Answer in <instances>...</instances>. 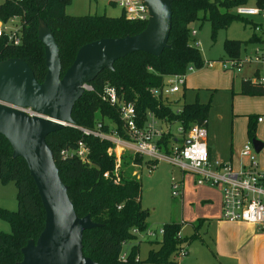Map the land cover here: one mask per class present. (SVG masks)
<instances>
[{"label":"trees","instance_id":"1","mask_svg":"<svg viewBox=\"0 0 264 264\" xmlns=\"http://www.w3.org/2000/svg\"><path fill=\"white\" fill-rule=\"evenodd\" d=\"M71 0H3L0 3V20L13 16L21 20V42L9 43L0 39V61L18 58L27 63L34 78L42 82L46 74L43 45L37 37V27L43 21L50 29L58 48L61 75L72 63L78 48L100 38H121L141 32L146 21L127 18L122 12L116 17L105 14L68 15L66 6ZM248 0H172L171 30L167 46L157 56L144 52L128 54L113 62L112 68H104L91 81L92 91L83 92L71 111V124L92 128L97 121L103 123V130L114 128L124 135L122 122L116 107L101 99L104 85L113 86L121 100L133 103L137 122L146 121V114L152 111L164 123H178L184 130L192 124H201L208 114L210 102H183L175 107V101L168 97L154 96L149 90L161 87L168 75L183 74L189 65L199 68L204 61L200 56L198 43L191 36L190 24L195 20H207L211 35L220 28H226L233 21L244 25L249 21L235 13V8L247 5ZM254 6L264 10V0H254ZM199 14L201 15L199 17ZM252 26V23H249ZM252 37L262 41L256 34ZM257 43V42H256ZM238 42L228 40L226 50L235 58ZM241 94L264 95V86L254 79L241 80ZM174 106V107H173ZM248 115L246 133L255 135L256 118ZM172 134L166 133L158 140L161 150H166L172 141ZM83 139L89 146L88 162L76 157H63L60 152L72 149L76 141ZM54 163L67 195L78 217L89 215L98 224L83 232V255L99 264H170L178 249L186 247L194 236L180 235L181 223L167 222L162 225L159 240L148 241L147 257L138 256L137 241L140 239L132 230L148 228V211L140 202V181L133 174L134 165L149 164L147 160L129 152H123L115 170V157L107 153L112 144L108 140L84 136L77 128L66 125L46 136ZM108 176L104 177L103 173ZM13 181L16 188V210L0 207V218L10 225L9 232H0V264H15L21 260V248L28 240H35L44 226V210L24 160L12 157L9 142L0 134V182ZM182 236V237H181ZM126 245L125 259L120 255ZM155 245V246H154Z\"/></svg>","mask_w":264,"mask_h":264},{"label":"rangeland","instance_id":"2","mask_svg":"<svg viewBox=\"0 0 264 264\" xmlns=\"http://www.w3.org/2000/svg\"><path fill=\"white\" fill-rule=\"evenodd\" d=\"M253 3L254 0H248L246 6H254ZM120 11L118 7L106 3L105 0H71L65 8V12L73 16L105 14L116 17L120 15ZM263 12L264 10L260 8L258 15L243 17L249 23H262ZM249 23L244 25L241 21H233L226 28L218 29L212 37L209 21H193L190 24V30L194 32L192 38L198 43L204 64L199 68L194 67L192 71L185 74V89L181 87V90L171 98L179 100V103L210 102L206 117V140L213 152L211 158L228 161L233 171H239L242 164L246 169L249 166L246 157L240 154L242 147L245 144L253 147L252 140L261 142L262 148L258 152L255 151V169L264 173V95L240 93L242 79L264 78V63L255 58L258 48L262 49L261 54L264 56V39L259 42L252 37L255 42L250 40L252 28ZM228 40L239 43L235 58H232L226 50ZM232 59H235L238 64L232 66ZM251 114L261 117V121L256 122L255 135L252 138L246 133L247 118ZM170 125L169 129L175 133V125ZM134 170L140 181L141 205L148 211V228L156 231L164 223L179 220L180 235H192L194 233L192 222L196 225L195 222L202 219L203 215H199V212L201 204L205 203L195 199V191L200 188V185L192 186L193 176L186 172L181 175L177 167L165 161L159 162L150 171L146 167L134 168ZM171 177L182 180V197L175 198L171 195ZM204 185L220 193L219 186ZM191 195L194 199H190ZM0 207L16 210V188L13 181L0 182ZM226 222L242 223L240 221ZM235 229L237 228L233 224L224 226L212 223L209 225L204 220L199 224L197 236L187 243L186 253L176 257L170 264H236L227 256H223L220 262L216 257V244L220 246V249L222 247L220 235L225 236V233ZM9 231L8 222L0 218V232ZM243 233L234 238L241 237ZM159 239V235L155 238L138 239V256L141 260L147 257L148 241ZM127 248L126 245L122 246V252L127 251Z\"/></svg>","mask_w":264,"mask_h":264},{"label":"water","instance_id":"3","mask_svg":"<svg viewBox=\"0 0 264 264\" xmlns=\"http://www.w3.org/2000/svg\"><path fill=\"white\" fill-rule=\"evenodd\" d=\"M143 2L149 17L141 32L81 45L62 75L57 45L43 21L37 27L46 66L42 82L25 61H0V134L9 142L12 157L24 160L45 216L42 230L21 248L22 258L15 264H99L82 252L83 232L98 224L89 215H76L45 139L71 124L72 108L83 94L82 83L93 81L101 70L111 69L114 61L128 54L157 56L167 46L172 0ZM12 106L30 107L38 115L29 116ZM252 146L258 152L263 145L252 140Z\"/></svg>","mask_w":264,"mask_h":264},{"label":"built area","instance_id":"4","mask_svg":"<svg viewBox=\"0 0 264 264\" xmlns=\"http://www.w3.org/2000/svg\"><path fill=\"white\" fill-rule=\"evenodd\" d=\"M3 0H0V3ZM20 1V0H14ZM106 3L118 7L121 12L129 19L146 21L149 14L143 0H105ZM235 13L239 16H254L260 13V9L255 6L240 5L235 8ZM264 15V12H263ZM251 31L262 40L264 39V20L262 23H252ZM191 31V35H193ZM5 38L9 43L18 45L21 42V20L18 16L8 18L6 21L0 20V39ZM261 48L256 51V59L264 63V56L261 54ZM238 62L232 59L231 65H237ZM189 65L183 74L168 75L164 78L161 87L151 88L149 92L154 96L170 97L178 92L185 83V74L193 70ZM264 86V78L256 79ZM83 92L92 91L91 82L81 84ZM102 101L117 109L119 119L122 122L124 135L121 136L116 129L110 128L107 133L103 130V123L99 120L92 128L74 126L84 136H92L98 139H105L112 144L107 148V153L115 157L113 181H117V170L120 163V156L123 152H129L133 155L143 157L149 164L145 165L148 171L156 165L165 161L177 167L181 175L188 173L193 176L195 185L219 186L220 188V218L226 221H240L248 224L260 225L264 221V173L255 169L256 158L253 147L245 144L240 154L245 156L249 162L246 169L242 164L239 171H233L228 161L213 160L208 156L206 143V121L201 124H192L187 130L178 124V139L172 136V141L168 144L166 150H161L158 140L162 135L169 133V130L161 129L160 121L157 116L148 111L146 121L140 125L137 122L136 111L133 103L125 102L118 96L117 90L110 85H104L101 92ZM14 107V106H12ZM29 116H37L30 107L19 108ZM261 117L256 118L260 122ZM188 140L189 143H185ZM90 153L89 146L83 139L76 141L72 149H64L60 152L63 157H76L82 162H88ZM136 169L144 165H134ZM136 174V171H133ZM108 176L107 172L103 173ZM182 180L171 177L170 189L173 197H179L182 192ZM140 239L155 238L163 233L162 226L156 231L150 228L144 231L138 229L132 230ZM186 253V247L178 249L176 257L183 256ZM126 253L123 252L120 257L125 259Z\"/></svg>","mask_w":264,"mask_h":264},{"label":"crops","instance_id":"5","mask_svg":"<svg viewBox=\"0 0 264 264\" xmlns=\"http://www.w3.org/2000/svg\"><path fill=\"white\" fill-rule=\"evenodd\" d=\"M181 89H185V83ZM173 95L168 97V99L173 100L175 102L177 101L175 103V106L179 108L181 103H179V100L172 99L171 97ZM162 123L160 125V127L163 126L161 127V129L165 131L169 130V133L172 134L175 137V139H178L179 135L176 132L178 123H171L175 125V133H172L171 129H169V127L171 126L169 123H164V124ZM206 139H207V135H206ZM206 143H207V140H206ZM207 151H208L209 159L211 161L216 160V158H213V159L211 158L213 156V152L208 147V144H207ZM193 181H191L192 186L196 187ZM182 191H183V185H182ZM179 197H182V192ZM189 197L190 199H194V196L192 195ZM195 199H197L200 202H205V203L201 204V207H200L201 211L199 212V215H203L202 219H198L195 222L196 225H194V223L192 222L194 233L190 236H194V237L197 236L199 224L204 222V220H206L209 225H211L212 223H215L218 225H224V226H227L228 224H233L236 226L237 229H235L234 231L225 233V236L223 234L220 235L221 240H222L221 249L223 250H221L220 246L216 244V248H217L216 257L218 259V262H220V259L223 256H227L228 258L233 259L236 264H264V221L260 225H256V224H248L244 222L242 223L228 222L227 223L226 221L222 220L220 218V193L216 192L212 187L200 185V188L197 191H195ZM171 221L178 222V223L180 222L179 220L178 221L171 220ZM241 232H244L243 235L235 239L234 236L240 234Z\"/></svg>","mask_w":264,"mask_h":264}]
</instances>
